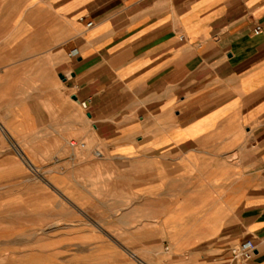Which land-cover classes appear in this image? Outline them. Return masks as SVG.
I'll use <instances>...</instances> for the list:
<instances>
[{"label": "crops", "instance_id": "obj_1", "mask_svg": "<svg viewBox=\"0 0 264 264\" xmlns=\"http://www.w3.org/2000/svg\"><path fill=\"white\" fill-rule=\"evenodd\" d=\"M5 85L28 158L85 152L91 236L264 264V0H0Z\"/></svg>", "mask_w": 264, "mask_h": 264}, {"label": "rangeland", "instance_id": "obj_2", "mask_svg": "<svg viewBox=\"0 0 264 264\" xmlns=\"http://www.w3.org/2000/svg\"><path fill=\"white\" fill-rule=\"evenodd\" d=\"M23 87L27 98L31 85ZM14 95L12 86H0V103L8 106L0 116V264L213 262L204 259V250L197 252L198 248L197 253L176 254L168 241L120 245L91 236L89 233L97 232L91 229L95 218H109L104 210L110 207L95 205L88 186L90 183L95 188L97 182L89 181L87 167L74 164V157L82 159L85 152L71 146L70 138H66L60 148L49 149L43 157L41 149H33L34 157L28 158L24 146L31 135L30 118L18 117L16 109L10 108ZM80 116L83 119L82 110ZM80 173L87 180H81ZM129 239L136 242L152 238Z\"/></svg>", "mask_w": 264, "mask_h": 264}, {"label": "built area", "instance_id": "obj_3", "mask_svg": "<svg viewBox=\"0 0 264 264\" xmlns=\"http://www.w3.org/2000/svg\"><path fill=\"white\" fill-rule=\"evenodd\" d=\"M92 24H93V21L88 22V25H92ZM258 29H260V28H258ZM75 53L76 52L73 50L70 54L73 55ZM81 105L84 108H87L88 107V100L81 101ZM76 144H77V141H75V140L71 141V145H76ZM255 247H256V245H255V242L253 240L246 239V240H243V241L235 244L232 247L231 251H232L234 256H243L245 258H251L253 253H254Z\"/></svg>", "mask_w": 264, "mask_h": 264}]
</instances>
